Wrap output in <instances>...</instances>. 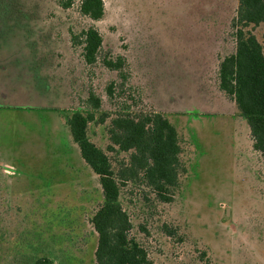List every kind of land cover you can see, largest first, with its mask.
Wrapping results in <instances>:
<instances>
[{
  "label": "rangeland",
  "instance_id": "1",
  "mask_svg": "<svg viewBox=\"0 0 264 264\" xmlns=\"http://www.w3.org/2000/svg\"><path fill=\"white\" fill-rule=\"evenodd\" d=\"M60 3L0 0V264H35L39 238L53 249L42 264H91L87 218L100 187L63 117L90 91L102 110L155 109L178 130L185 172L172 201L144 202L131 183L121 198L134 230H149L138 235L152 264H187L195 248L211 264H264V157L217 81L219 60L234 50L237 0H103L98 19L79 12L80 0ZM89 26L102 38L90 64L71 35ZM263 31L264 21L253 28ZM87 134L105 149L104 124L90 122ZM164 226L186 236L177 242Z\"/></svg>",
  "mask_w": 264,
  "mask_h": 264
},
{
  "label": "trees",
  "instance_id": "2",
  "mask_svg": "<svg viewBox=\"0 0 264 264\" xmlns=\"http://www.w3.org/2000/svg\"><path fill=\"white\" fill-rule=\"evenodd\" d=\"M73 1L60 0V4L68 7ZM103 11V0H80L79 12L82 15L98 19L103 16ZM263 21L264 0H237L232 18L234 50L219 60L217 68L219 88L235 103L249 127L252 148L262 157L264 31L258 38L253 28ZM71 35L72 41L81 47L80 53L84 61L88 64L95 62L102 51V38L98 29L89 26ZM103 63L111 69H121L120 60L113 62L104 57ZM107 90L108 94L113 93L112 83ZM5 110L7 113L11 112L12 116L18 115L17 110ZM29 110L33 113L35 111L34 108ZM63 117L68 135L78 147L79 157L96 173L100 187V202L87 218L96 236L91 264H152L147 244L138 235L139 232L149 234V230L143 223L137 225L139 232L134 230L132 215L121 198L124 196L123 191L131 183L143 187L144 202L172 201L179 185V177L185 172L180 160L182 148L177 128L155 109L139 111L127 105L113 112L102 110L100 99L92 91L85 97L84 106L76 107ZM93 121L105 125L108 140L105 149L88 137L89 123ZM29 129L34 134L33 127L30 126ZM147 189L149 192L145 191ZM163 232L172 238L176 236L177 242H181L186 236L183 233L179 235L174 226H164ZM40 234L41 237L47 235L44 230H40ZM45 247L49 248L39 238V255L34 257L35 264L51 263L53 249L49 248L48 251ZM205 250L195 248L197 255L187 251V264H211V258Z\"/></svg>",
  "mask_w": 264,
  "mask_h": 264
}]
</instances>
